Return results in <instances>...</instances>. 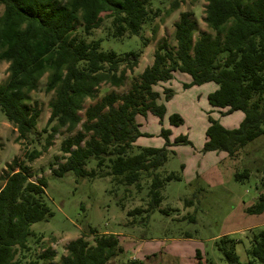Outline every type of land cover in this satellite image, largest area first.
Returning a JSON list of instances; mask_svg holds the SVG:
<instances>
[{"label":"trees","instance_id":"trees-1","mask_svg":"<svg viewBox=\"0 0 264 264\" xmlns=\"http://www.w3.org/2000/svg\"><path fill=\"white\" fill-rule=\"evenodd\" d=\"M0 8V61L8 64V76L0 85V112L15 129L17 139L31 147L21 160L14 158L7 164L0 176V264H44L55 256L50 249L32 253L30 245L40 243L41 237L29 229L30 224L51 217L45 180L30 181L29 166L41 150L36 147L40 138L34 136L40 114L27 105L28 95L45 75V92H53L54 98L42 130L47 134L42 149L50 145L54 135L66 136L60 144L61 156L50 164L51 173L62 177L71 172L77 179L106 177L110 192L114 188L126 191L127 187L140 191L141 180L148 178L147 207L128 212L129 217L152 212L161 201L163 181L179 179L173 173L160 179L157 173L167 160L166 147L190 145L185 136L171 143L170 130L162 127L159 136L163 146L135 145L140 137H152L140 131L137 116L150 114L162 126L166 107L159 102L161 94L154 87L171 81L174 73L189 76L184 89L213 83L216 88L207 94L206 101L211 108L224 110L222 116L243 114L234 129L209 119L202 152H224L236 158L240 148L264 137V0H207L203 21L212 34L201 33L195 41L192 14L180 13L174 23L175 46L160 42L151 65L132 81L126 93L109 92L85 109V101L94 98L100 85L120 87L126 73L137 67L148 45L141 32L159 10L151 13L146 0H0ZM105 20L107 38L138 37L140 47L125 52L103 50L101 39L90 38ZM162 95L168 101L172 91L164 88ZM168 124L178 127L183 119L174 113ZM90 162L94 168L88 171ZM247 176L245 171L234 177L240 180ZM263 211L261 195L248 212ZM87 235H93L92 243L85 235L69 242L66 255L57 264H109L124 255L118 235H97L94 230ZM234 244L229 250L220 247L228 264H264V233L251 240L246 262L235 255Z\"/></svg>","mask_w":264,"mask_h":264},{"label":"rangeland","instance_id":"rangeland-1","mask_svg":"<svg viewBox=\"0 0 264 264\" xmlns=\"http://www.w3.org/2000/svg\"><path fill=\"white\" fill-rule=\"evenodd\" d=\"M66 0H60L65 2ZM146 0L151 13L159 10L158 16L144 26L141 36L148 45L143 49L137 67L126 73L123 85L112 87L102 84L93 99H87L83 109L98 102L109 92L126 93L132 81L151 65L153 51L162 41L175 46L173 38L174 23L179 14L189 12L195 24L192 40L201 33H210L204 23V9L207 0ZM2 8H0V15ZM107 20L101 23L90 39H101L102 49L117 52L136 50L140 39L114 40L105 36ZM8 64L0 61V85L8 76ZM45 75L38 88L28 95L27 105L39 111L34 136L38 134L40 156L30 166V181L44 178L46 203L51 217L45 222L32 223L30 231L41 237L38 244H31L32 253L38 254L45 249L53 250L55 256L51 262L57 264L66 255V245L85 235L92 243L94 230L97 235L115 234L124 255L109 264L140 260L144 264H228L220 247L233 251L241 262L249 259L247 250L250 242L260 233H264V211L250 214L261 195H264V137L259 136L239 149L236 158L228 157L224 152H202L205 142V130L209 119L217 120L226 129L236 128L242 120L241 112L222 116L224 110L208 106L206 96L216 86L213 83L183 88L184 78L176 77L172 83H159L154 90L161 94L160 102L166 105L165 129H171L170 142L178 136H185L190 145L167 146V160L157 170L160 179L173 173L178 180L163 181L159 190L160 203L150 213H141L129 217L134 209L145 210L149 198L147 187L149 179H142V189L127 187L112 190L108 178L77 179L71 172L57 177L51 173L50 164L60 157V144L65 135H54L49 146L46 145V133H42L50 114V103L54 93L45 92ZM170 86V87H169ZM172 91V97L164 101L162 89ZM84 110L79 112L83 117ZM179 114L184 122L178 127H168L167 117ZM141 130L152 137H141L136 146L161 147L164 140L159 136L160 125L150 114L146 118L137 116ZM80 129V126L77 127ZM40 134V135H39ZM37 136V137H38ZM31 148L23 140L17 139L15 129L7 123L0 112V176L14 158L21 160L24 152ZM183 164L182 169L180 165ZM94 168L93 162L86 170ZM248 173L247 177L235 179V174ZM1 184V183H0ZM120 200V203H119ZM224 240L223 244L221 241Z\"/></svg>","mask_w":264,"mask_h":264},{"label":"crops","instance_id":"crops-1","mask_svg":"<svg viewBox=\"0 0 264 264\" xmlns=\"http://www.w3.org/2000/svg\"><path fill=\"white\" fill-rule=\"evenodd\" d=\"M176 77H178V78H180V77H183L184 78V84H187V83H189L190 82V78H189V76H187V75H185V74H181V73H174V75H173V79L171 80V81H169V82H167V83H162V84H169V83H172L173 82V80H175L176 79ZM170 87V86H169ZM207 97V96H206ZM160 102V101H159ZM166 104V103H165ZM209 106V105H208ZM165 107H166V105H165ZM210 107V106H209ZM214 109V108H213ZM169 117V116H168ZM168 117H167V125H168V127H170V125L168 124ZM182 118V117H181ZM242 118H243V116H242ZM157 119V118H156ZM136 122H137V120H136ZM183 122H184V119H183ZM165 125H166V114H165V117H164V120H163V124H162V128H164L165 129ZM160 127V128H161ZM172 127V126H171ZM170 130V132H171V134H172V131H171V129H169ZM140 131L141 132H143V133H145L144 131H142L141 130V125H140ZM160 132V131H159ZM141 139V137L140 138H138L137 140H136V142H135V144L137 145V141H139ZM169 140H170V138H169ZM171 141V140H170ZM143 147H145V146H143Z\"/></svg>","mask_w":264,"mask_h":264}]
</instances>
